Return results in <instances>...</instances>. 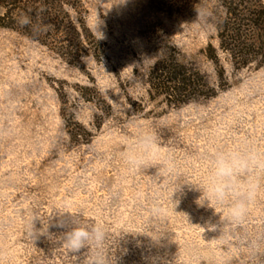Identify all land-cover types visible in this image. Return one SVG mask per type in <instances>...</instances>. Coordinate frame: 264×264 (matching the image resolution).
I'll use <instances>...</instances> for the list:
<instances>
[{
    "label": "rangeland",
    "instance_id": "obj_1",
    "mask_svg": "<svg viewBox=\"0 0 264 264\" xmlns=\"http://www.w3.org/2000/svg\"><path fill=\"white\" fill-rule=\"evenodd\" d=\"M36 6L56 22L35 41L0 28V264H264V175L239 224L191 185L216 149L264 151V65L219 50L222 0ZM163 65L191 79L181 97L161 95ZM149 132L158 151L132 170L125 155ZM81 225L104 236L72 252L60 237Z\"/></svg>",
    "mask_w": 264,
    "mask_h": 264
},
{
    "label": "clouds",
    "instance_id": "obj_2",
    "mask_svg": "<svg viewBox=\"0 0 264 264\" xmlns=\"http://www.w3.org/2000/svg\"><path fill=\"white\" fill-rule=\"evenodd\" d=\"M19 23L23 27L31 25L32 21L28 17H23ZM157 151V137L153 133H145L130 146L125 155L126 163L130 169L135 170ZM165 166L170 170L174 167L171 160L165 161ZM262 175H264V151L251 143H244L233 149L220 148L211 152L208 155V173L203 186L188 184L194 185L201 191L202 194L197 200L200 206L210 207V204H215L227 207L226 217L221 219L222 225L226 221L239 224L248 216L249 205L255 200L261 187ZM201 197H203L202 201ZM211 208L215 210L214 207ZM63 226L61 223V227ZM209 227L215 230L216 225ZM103 236L101 226L89 228L81 225L67 227L60 238L70 251L79 252L93 243L98 245ZM95 264H104L102 255H97Z\"/></svg>",
    "mask_w": 264,
    "mask_h": 264
},
{
    "label": "trees",
    "instance_id": "obj_3",
    "mask_svg": "<svg viewBox=\"0 0 264 264\" xmlns=\"http://www.w3.org/2000/svg\"><path fill=\"white\" fill-rule=\"evenodd\" d=\"M39 1L0 0V6L5 9V13L0 17V28L16 31L35 41L36 37L31 32L33 27H52L56 22L53 15L44 13L42 8L36 6ZM74 1L77 2L78 0ZM58 4L61 3L58 2ZM222 7L225 9V18L220 20L217 27L219 50L227 55L231 63L238 69L247 68L253 63H256L257 67H262L264 65L263 3L261 0H222ZM65 16L67 21L70 22L69 16ZM23 17L30 18L32 24L21 27L19 21ZM43 45L46 46V44ZM68 51L70 53L71 50ZM81 51L80 48H76L73 57L79 58ZM61 57L65 58L64 55H61ZM208 59L219 65L217 51L211 46L208 49ZM170 68L171 66L163 65L162 72L160 71L171 75V81L166 90L162 85L163 76L158 78L159 91L162 92L161 95L168 99L181 97L183 91H186L184 89L192 86L191 79L187 78L185 74H174L172 79L175 70ZM159 82H162V84Z\"/></svg>",
    "mask_w": 264,
    "mask_h": 264
}]
</instances>
